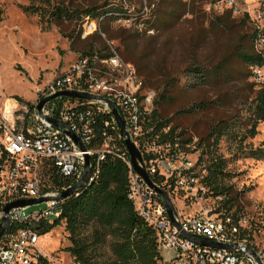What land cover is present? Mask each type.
<instances>
[{"label":"built area","instance_id":"1","mask_svg":"<svg viewBox=\"0 0 264 264\" xmlns=\"http://www.w3.org/2000/svg\"><path fill=\"white\" fill-rule=\"evenodd\" d=\"M108 7L123 10L127 16L132 10L124 0H110ZM207 7L213 15L228 14L247 25L251 54L259 60L247 67L249 80L257 89L264 88V0H209ZM101 20L102 17H83L82 37L95 32L103 36L99 32ZM63 91L99 95L112 103L130 141L144 157L146 174L161 180L160 188L170 201L176 225L168 219L160 197L132 170L124 147L122 150L118 145V139L122 142L118 128L102 103L56 97L38 112L40 101ZM153 98V90L143 88L133 65L122 61L115 47L107 44L104 55H79L65 71L36 86L33 101L9 97L0 104V226L4 224L3 209L7 204L47 199L40 210L27 214L30 206H24L8 212V223L0 234V264H78L73 259L67 263L52 260L39 248V241L47 234L43 233L46 228L60 221L65 199L56 197L80 179L84 155L90 157L86 179L90 182L105 154L116 156L128 168L127 198L137 216L152 230L159 256L161 250L175 252L167 261L160 257L159 264H257L246 252L204 246L199 243L201 239L247 248L264 264V251L252 247L242 215L233 218L221 207L185 215L175 205L177 201L203 199L206 191L193 171L196 157L191 161L176 144L172 148L169 143L159 142L158 135H151L148 118ZM104 113L110 119L103 122L98 137L96 117ZM66 132L79 139L84 151ZM52 170L72 184L51 187L45 173Z\"/></svg>","mask_w":264,"mask_h":264},{"label":"rangeland","instance_id":"2","mask_svg":"<svg viewBox=\"0 0 264 264\" xmlns=\"http://www.w3.org/2000/svg\"><path fill=\"white\" fill-rule=\"evenodd\" d=\"M50 1L72 12L74 18L47 28L40 21L41 15L23 11L28 0H0L4 10L0 22V104L9 97L33 101L36 86L65 71L84 52L104 55L107 44H111L122 61L133 65L143 88L153 90L152 107L158 103L156 121L173 127L177 141H189L177 149L191 161L198 158L201 149L195 145L210 127L220 120L229 125L216 147L207 150L225 159L224 182L231 188L233 199L229 210L222 207L220 197H209L205 188L203 199L177 201L175 205L185 215L220 207L233 218L242 215L252 247L263 250L264 160L242 155L249 148L264 147V124L257 123L252 138L239 139L250 127L247 119L257 90L249 80L247 66L235 56L250 52L245 23L228 14L213 15L207 7L209 0H124L132 9L128 16L123 10L103 8L110 0ZM93 7L103 8L94 16L102 17L99 32L103 36L95 32L83 38L81 13ZM188 67L202 69V85L190 86L191 79L185 73ZM201 104L202 108L191 112ZM239 142L240 152L236 151ZM201 167L195 162L194 173L201 175ZM42 208L43 203L32 205L26 213ZM68 246L63 222L39 241L47 256L65 263L72 259L66 252ZM174 255L170 250L160 251L163 261Z\"/></svg>","mask_w":264,"mask_h":264},{"label":"trees","instance_id":"3","mask_svg":"<svg viewBox=\"0 0 264 264\" xmlns=\"http://www.w3.org/2000/svg\"><path fill=\"white\" fill-rule=\"evenodd\" d=\"M29 5L22 6L23 11L28 15H41V23L48 28L54 23L74 18L72 12L64 7L54 6L50 0H28ZM103 5L105 9L114 11L116 9ZM103 8L96 7L86 9L81 14L94 16L102 12ZM118 10V9H117ZM184 11L178 13V17ZM171 13V12H170ZM4 10L0 5V22L3 20ZM110 16L114 14L110 13ZM177 17V18H178ZM244 24L243 20H239ZM246 25V24H245ZM247 26V25H246ZM248 36H249V28ZM250 39V38H249ZM84 55H87L84 52ZM236 58L247 67L251 64H258L259 60L250 52H237ZM185 73L190 77L191 87L200 86L205 82V75L201 68L188 67ZM21 102L23 99L16 97ZM84 102V101H81ZM154 102L152 113L148 118V128L151 127V135H158L161 143L188 144L189 141H177L173 127H167V122L156 121V107ZM191 108V112L202 108L201 105ZM190 111V109H189ZM109 114H100L96 117V136H100L104 121H109ZM257 123L264 124V88H259L254 93L253 105L248 114L247 125L249 129L241 135V141L247 136H254V129ZM165 130L163 132L162 130ZM229 130L225 120L218 121L208 129L204 138H199L196 148L201 149L196 165H202L200 170L203 175L199 177V183L207 190L212 197L221 196L222 207L229 210V204L233 201L231 188L224 182L227 178L225 170V159L207 151L216 147L220 138ZM206 141L209 144L204 145ZM118 145L123 150V144L118 139ZM240 152L241 143L237 144ZM204 148V150H202ZM127 156V154H125ZM243 158L253 160H264V147L245 151ZM144 159V157H142ZM50 186L67 187L72 181L58 176L54 170L45 173ZM151 181L161 186V180L155 176L150 177ZM163 188V187H162ZM129 189V171L126 165L112 154H105L98 164V172L93 181L84 183L74 194L65 199L62 203L60 221L64 224V231L67 233L69 246L66 248L69 256L78 264H159L160 256L156 250L154 234L146 226L134 211L131 201L127 198ZM235 198V195H234ZM233 215V214H232ZM57 221L55 225L59 224ZM54 225V226H55ZM52 227L46 228L43 233H48ZM248 235V234H247ZM264 251V249H263Z\"/></svg>","mask_w":264,"mask_h":264},{"label":"water","instance_id":"4","mask_svg":"<svg viewBox=\"0 0 264 264\" xmlns=\"http://www.w3.org/2000/svg\"><path fill=\"white\" fill-rule=\"evenodd\" d=\"M56 97H65V98H70V99H77V100H86V101H97L102 103L109 111L110 115L112 116L117 128H118V133L122 139V144L124 146V149L126 151V154L128 156V160L130 163V166L132 168V170L136 173V175L140 178V180L144 183V185L151 189L152 191H154L161 199L163 207L166 211V214L168 216V219L170 220L171 223H173L174 225H176V223L174 222L173 216H172V206L170 204V201L165 193V191H163L160 187L156 186L151 179L149 178V176L146 174L144 167H143V163H142V158L140 156L139 151L137 150V148L133 145V143L130 141L128 135L126 134L125 130H124V125H123V121L121 120L120 116L118 115L115 107L112 105V103L110 101H108L106 98H104L103 96H99V95H92L89 93H85V92H77V91H63V92H58L55 93L54 95L42 100L39 102L38 106H37V110L38 112L41 111V109L43 108V106L51 101L52 99L56 98ZM66 134L76 143V145L82 150L84 151V148L82 146V144L80 143L79 139L71 132H66ZM84 165H83V171H82V175L80 177V179L71 187L67 188L66 190L62 191L59 193V195L56 197L57 200H64L69 198L72 194H74L85 182L86 179L89 175L90 172V157L88 155H84ZM46 198H38V199H32V200H19V201H15L12 203L7 204L4 209L3 212L5 213V217L3 219L4 224L2 226H0V234L3 231L4 227L6 226V224L8 223V212L11 209L14 208H19V207H24V206H32V205H36V204H40L43 203L44 201H46ZM201 245L204 246H211L214 248H222V249H226V250H230V251H238V252H246L247 254H249L251 257H253L257 264H260L254 253L244 247L238 246L236 244H219V243H214L205 239H201L199 242Z\"/></svg>","mask_w":264,"mask_h":264}]
</instances>
